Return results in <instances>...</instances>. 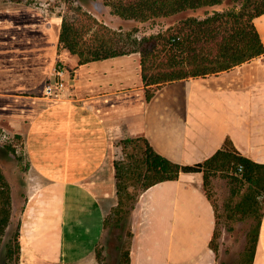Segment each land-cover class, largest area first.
I'll list each match as a JSON object with an SVG mask.
<instances>
[{
    "label": "crops",
    "instance_id": "0c3cea01",
    "mask_svg": "<svg viewBox=\"0 0 264 264\" xmlns=\"http://www.w3.org/2000/svg\"><path fill=\"white\" fill-rule=\"evenodd\" d=\"M42 4L0 0V123L23 135L34 179L23 195L12 188L11 220L22 201L20 264L101 263L119 136L143 134L183 164L206 159L229 136L264 163V52L164 84L146 101L139 53L79 64L58 42L61 7ZM254 24L264 44V13ZM58 60L71 70L54 98L46 87ZM141 199L130 264L217 263L210 245L217 216L202 172L157 182ZM252 264H264V213Z\"/></svg>",
    "mask_w": 264,
    "mask_h": 264
},
{
    "label": "trees",
    "instance_id": "16d2710c",
    "mask_svg": "<svg viewBox=\"0 0 264 264\" xmlns=\"http://www.w3.org/2000/svg\"><path fill=\"white\" fill-rule=\"evenodd\" d=\"M96 2L64 0L59 11L62 20L58 42L77 56L79 64L139 53L146 101L164 84L228 70L264 52L254 24V18L264 13V0H102L112 14L124 21L155 22L160 18H175L166 28L142 37L135 34L137 25L129 30L116 29L94 16L91 9ZM219 5L222 9L214 8ZM199 9L204 11L202 17L187 13ZM14 136L19 135L14 133ZM4 144L16 151L12 143ZM120 144L123 157L114 161L117 203L105 215L104 226H119L123 219L131 220L126 230L128 240L120 251L121 264L131 263L132 245L139 226L136 213L140 210L143 191L157 182L177 179L182 172H202L209 198L207 188L212 176L223 173L228 177L232 194L238 197L233 201L232 212L252 219L247 246L238 264H252L264 213V163L242 154L229 136L212 155L192 164L175 162L162 155L143 134L128 135ZM22 149L25 153L24 143ZM11 215L12 187L0 167V244ZM217 235L216 222L210 242L215 252L218 245L213 243ZM20 254L18 221L6 243L4 264H20Z\"/></svg>",
    "mask_w": 264,
    "mask_h": 264
},
{
    "label": "rangeland",
    "instance_id": "374dc122",
    "mask_svg": "<svg viewBox=\"0 0 264 264\" xmlns=\"http://www.w3.org/2000/svg\"><path fill=\"white\" fill-rule=\"evenodd\" d=\"M33 5H44L42 2L48 1L46 7L55 9L56 5L62 8L64 0H28ZM222 5L215 6L216 9H222ZM210 8V9H214ZM91 12L98 19L104 21L113 28L122 27L123 30L132 29L134 25L138 26L136 36L142 37L151 33H156L169 24L175 21L174 17L160 18L155 22H134L124 21L117 15L110 12V8L102 4V0H97ZM203 9L196 11L189 10L187 13L198 17L203 16ZM69 71L71 68H68ZM55 98V97H54ZM14 136L13 130L6 124L0 123V167L11 184L16 195H23L25 187H31L34 179H29V165L25 153H23V135ZM128 135H122L114 139L112 145V159L113 169L114 161L123 157V151L120 140ZM5 142H10L16 147V151L6 148ZM114 175V171H113ZM115 185V177H114ZM115 188V187H114ZM210 193V198L215 205L217 213V232L218 235L214 238V245L217 246V263L216 264H238L241 259V253L247 246V232L252 223L250 217H245L240 214L232 212L231 206L233 201L238 199L232 194V184L228 177L223 173H216L211 178V185L207 188ZM262 199V196L259 197ZM117 203L116 194L114 192L110 203L107 204L106 214H108L112 207ZM22 208V201L18 204L15 218L10 220L6 229V233L0 244V264H4V254L6 243L13 235L14 230L18 225L19 214ZM13 214V208H12ZM12 217V215H11ZM130 218H125L119 226L111 224L105 227L104 235V252L103 264H121L120 251L122 246L128 240L126 237V230L130 225ZM113 223V222H112ZM101 264V263H100Z\"/></svg>",
    "mask_w": 264,
    "mask_h": 264
},
{
    "label": "built area",
    "instance_id": "2783aa9c",
    "mask_svg": "<svg viewBox=\"0 0 264 264\" xmlns=\"http://www.w3.org/2000/svg\"><path fill=\"white\" fill-rule=\"evenodd\" d=\"M69 69L62 60H58L53 68L55 82L49 83L46 87V95L59 98L66 87V79L69 77Z\"/></svg>",
    "mask_w": 264,
    "mask_h": 264
}]
</instances>
